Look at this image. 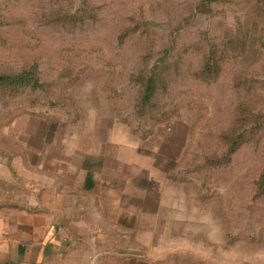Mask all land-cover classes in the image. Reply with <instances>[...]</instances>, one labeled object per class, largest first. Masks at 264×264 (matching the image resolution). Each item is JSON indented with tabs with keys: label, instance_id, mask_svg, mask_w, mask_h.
Masks as SVG:
<instances>
[{
	"label": "rangeland",
	"instance_id": "rangeland-1",
	"mask_svg": "<svg viewBox=\"0 0 264 264\" xmlns=\"http://www.w3.org/2000/svg\"><path fill=\"white\" fill-rule=\"evenodd\" d=\"M24 71L38 87L0 86V160L107 120L146 153L164 248L264 264V0H0V75Z\"/></svg>",
	"mask_w": 264,
	"mask_h": 264
},
{
	"label": "crops",
	"instance_id": "crops-1",
	"mask_svg": "<svg viewBox=\"0 0 264 264\" xmlns=\"http://www.w3.org/2000/svg\"><path fill=\"white\" fill-rule=\"evenodd\" d=\"M99 121L57 142L47 128L26 131L2 156L0 264H194L192 243H161L140 142Z\"/></svg>",
	"mask_w": 264,
	"mask_h": 264
},
{
	"label": "trees",
	"instance_id": "trees-1",
	"mask_svg": "<svg viewBox=\"0 0 264 264\" xmlns=\"http://www.w3.org/2000/svg\"><path fill=\"white\" fill-rule=\"evenodd\" d=\"M153 84L154 82L152 80L148 82L143 101L148 100L153 93ZM0 86L13 89H18L24 86L38 87L39 81L34 71H24L16 75H0Z\"/></svg>",
	"mask_w": 264,
	"mask_h": 264
}]
</instances>
